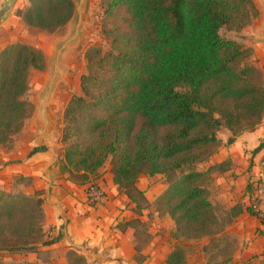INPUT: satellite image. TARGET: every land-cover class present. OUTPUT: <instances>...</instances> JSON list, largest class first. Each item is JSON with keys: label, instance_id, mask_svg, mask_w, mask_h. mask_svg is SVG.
Listing matches in <instances>:
<instances>
[{"label": "trees", "instance_id": "16d2710c", "mask_svg": "<svg viewBox=\"0 0 264 264\" xmlns=\"http://www.w3.org/2000/svg\"><path fill=\"white\" fill-rule=\"evenodd\" d=\"M21 0L17 16L26 25L54 32L73 16L71 0ZM19 8V6H21ZM110 49L86 52L82 96L63 112L62 173L82 185H97L110 162L114 184L129 198L141 175H163L169 185L157 200L178 239L200 240L220 232L207 187L223 164L196 170L233 138L256 130L264 119L263 74L245 46L221 31H242L259 16L252 0H103ZM39 50L13 43L0 53V147L11 148L32 114L26 99L32 70L43 71ZM250 181L249 213L264 222ZM88 190V188H87ZM88 202V201H87ZM43 199L0 191V251L29 252L42 240ZM91 205H95L90 203ZM71 264H85L76 252ZM168 264H185L176 248ZM22 264H35L25 262Z\"/></svg>", "mask_w": 264, "mask_h": 264}, {"label": "crops", "instance_id": "0c3cea01", "mask_svg": "<svg viewBox=\"0 0 264 264\" xmlns=\"http://www.w3.org/2000/svg\"><path fill=\"white\" fill-rule=\"evenodd\" d=\"M13 12L0 23V51L16 43L2 37L5 31L16 36L11 29L15 23ZM39 120L42 123L41 111L36 107L21 132L13 138L12 147H0V191L11 194L17 190L28 197L38 195L44 201L42 240L35 245V250L24 253L25 261L71 264L69 254L76 252L86 259L85 264H168L166 256L161 254L164 248L156 241L149 242L141 251L138 249L134 227L139 218L136 202L119 191L110 169L102 168L96 179L105 192L104 201L89 204L88 185L73 181L60 170L63 150L59 145H62L63 131L59 137V130L51 128L45 140L43 124L42 128L37 126ZM34 122L36 127L33 128ZM225 132H220L222 146L209 163V167L223 164V168L211 174L213 184L207 186L219 221L225 226L217 235L204 237L200 242L210 246L216 242L215 238H225L232 243L228 258L221 264H264V222L249 213L251 201L247 192L250 181L264 180V119L256 130L237 138ZM157 176L151 177V181ZM137 190L147 196L151 204L155 202L150 192L144 193V186ZM164 218L169 220L175 233L172 219ZM161 221L162 217L156 212L155 224L160 225ZM175 238L184 241L178 239L176 233Z\"/></svg>", "mask_w": 264, "mask_h": 264}, {"label": "rangeland", "instance_id": "374dc122", "mask_svg": "<svg viewBox=\"0 0 264 264\" xmlns=\"http://www.w3.org/2000/svg\"><path fill=\"white\" fill-rule=\"evenodd\" d=\"M20 1H17L13 9L15 23L11 29H13V34L16 36L12 37L8 31H5L2 37L3 39L9 38V42L26 44L43 53L45 57V69L43 71H31L29 91L26 99L32 106L31 115H33L36 107L39 108V105H44L46 95L49 92L51 93L47 97L49 105L47 115L50 121V127L59 130L58 136L60 137L65 127L63 119L65 108L73 96L83 95L81 78L87 73L86 52L93 47L101 49L103 52L109 51L110 40L105 36L104 31L112 27L114 19L105 17L103 0H89L87 15L84 18L81 31L74 39L75 25H70L69 23L54 32H48L26 25L23 19L17 16V6ZM252 1L255 3L259 12L258 18L250 26L239 32L223 29L221 36L225 39L239 41L245 46L250 54V63L261 70L264 84V44L260 41L264 35L262 30L263 19L261 16L262 1ZM23 2L26 6H29L27 0ZM21 7L22 5L19 6V8ZM59 54V59H57ZM42 124L41 120L37 122V126L41 128ZM32 127H36L35 122ZM225 131L227 130H223L224 133H226ZM59 147L62 150L64 149L63 144L59 145ZM4 148L8 147L5 146ZM211 159L202 165H198L196 170L206 171ZM103 169H110L112 173L110 162H107ZM152 178L148 175H141L137 182V188L144 186L146 189L144 193L150 192V197L156 198L153 204L150 203L147 196H138L135 191H131V196L136 200V214L140 218L134 223L137 233L136 238L139 244L138 249L141 251L149 242L156 241L157 245L164 248L161 254L165 255L167 259L172 251L179 246L184 251L185 264H221V262H224L228 258L232 248V243L225 240V238H220V240L215 238L216 242L210 246H204L200 240H196L195 242L178 241L175 238V233L169 220L163 219L162 217L160 225L155 224L157 200L163 194L162 191L165 186L169 185V180L163 175L155 177L154 182L151 181ZM211 184H213V178L210 176L207 186ZM10 195L15 197L22 196L17 190ZM217 211L219 214L220 209L217 208ZM219 216L222 218L220 214ZM224 226V222H221L219 230L223 229ZM159 236L161 238L158 240L157 238ZM217 240L220 242H217ZM201 251L203 252L201 253ZM24 253L0 251V264L25 263L26 261L23 258Z\"/></svg>", "mask_w": 264, "mask_h": 264}, {"label": "water", "instance_id": "95a60500", "mask_svg": "<svg viewBox=\"0 0 264 264\" xmlns=\"http://www.w3.org/2000/svg\"><path fill=\"white\" fill-rule=\"evenodd\" d=\"M2 5L0 6V23L5 21L7 18L10 17L16 3L18 0H1ZM74 4V12H73V16L70 19V21L68 22L70 25H75L74 27V32H75V36L74 39L79 35L81 28H82V24L84 23V18L87 15V9L89 6V0H71ZM262 1L261 4V16L263 19V25H262V30L264 32V0H259ZM255 4V3H254ZM75 22V24H73ZM73 39V40H74ZM261 43L264 44V35L263 37L260 39ZM60 54L58 55L57 59H59ZM51 95V93L49 92L46 95V101L44 103V105H39L40 111H41V116H42V123H43V128H42V137L43 139L46 140L47 138V134L49 132V129H51L50 127V121L47 115V111H48V100L47 97H49ZM60 163L59 161V157H56V164Z\"/></svg>", "mask_w": 264, "mask_h": 264}, {"label": "built area", "instance_id": "2783aa9c", "mask_svg": "<svg viewBox=\"0 0 264 264\" xmlns=\"http://www.w3.org/2000/svg\"><path fill=\"white\" fill-rule=\"evenodd\" d=\"M105 192L104 190L97 184V185H90L87 190V201L88 203L93 204H100L104 201ZM254 199L258 200L260 203L259 209H262L264 212V184L257 185Z\"/></svg>", "mask_w": 264, "mask_h": 264}]
</instances>
